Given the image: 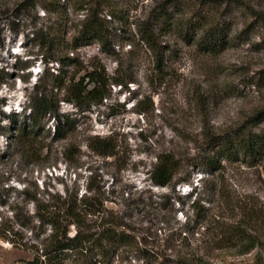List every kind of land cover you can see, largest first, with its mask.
<instances>
[{"label": "rangeland", "instance_id": "obj_1", "mask_svg": "<svg viewBox=\"0 0 264 264\" xmlns=\"http://www.w3.org/2000/svg\"><path fill=\"white\" fill-rule=\"evenodd\" d=\"M164 1L0 0V65L9 74L0 87V183L6 203L0 217L31 215L26 192L82 194L91 181L105 194L108 216L113 215L121 224L119 231L128 236V243L108 253L111 264H170L179 250L208 254L205 264H264V249L238 255L237 245L224 237L215 244L216 232H180L195 213L191 202L176 203L179 195L196 187L204 199L198 207L208 211L211 222L219 216L226 226L242 221L240 206L264 210V156L249 160L235 147L208 176L211 183L200 181L199 167L189 174L202 157L212 156L202 143L210 136L244 130L264 133V0H215L217 9L205 5L212 0H188L192 8L209 15L216 10L230 23L228 43L212 54L176 35L161 36L160 45L168 49L159 72L152 53L138 40L136 25ZM93 5L111 28L114 53H101L97 44L71 49L86 8ZM57 25L63 36L57 47L61 55L78 57L85 65L96 58L94 63L100 62L110 76L121 63L133 82L122 88L110 85L100 105L76 108L59 102L73 132L55 140L52 122L42 121L26 143L19 127L30 121L22 109L44 66L45 50L34 35ZM15 60L30 67L20 71ZM48 67L58 70L55 63ZM95 135L112 137L117 146L114 157L101 158L85 148L87 136ZM164 149L188 163L190 167L175 178H188V184H151L148 171L155 154ZM30 259L27 252L0 241V264H25Z\"/></svg>", "mask_w": 264, "mask_h": 264}, {"label": "trees", "instance_id": "obj_2", "mask_svg": "<svg viewBox=\"0 0 264 264\" xmlns=\"http://www.w3.org/2000/svg\"><path fill=\"white\" fill-rule=\"evenodd\" d=\"M205 5L215 9L219 7L215 0ZM214 12L209 15L208 11L192 8L188 0H166L152 11L147 20L136 25L139 42L153 55L154 70L162 72L164 68L167 46L160 45L161 36L176 35L184 42H193L197 49L206 53L215 54L225 49L230 23L218 16L216 10ZM62 38L59 25L54 29L40 30L34 35L38 47L45 50L41 56L44 66L42 74L32 86V93L26 98L27 105L22 109L24 114L28 112L26 119L30 121L19 127L21 139L26 143H29L28 139L36 133L42 121L52 122V137L55 140H64L73 132L72 121L60 112L59 102L76 108L100 105L109 95L110 85L122 88L133 82L128 70L126 72L121 69V63L117 64L113 76H110L100 62L94 63L96 58L94 62L85 65L78 57L61 55L57 47L63 43ZM111 41V28L102 18L98 7L93 5L86 8L79 30L72 38L71 49L97 44L101 53L111 54L114 53ZM52 63L58 66V70H54L56 73L48 67ZM15 64L20 71L30 67L27 62L15 60ZM8 75L5 67L0 65V87L6 84ZM261 114L264 115V111ZM261 118L263 121L264 116ZM202 143L211 151L212 156L202 157L201 162L191 166L189 174L199 167L197 171L203 175L200 181L204 185L212 182L208 176L220 169L223 155L230 154L235 147L249 160L264 156L263 132L244 130L235 135H213ZM84 145L101 158L116 155L117 146L111 136H87ZM68 154L69 147L64 149L63 157L67 158ZM187 165L173 150H160L155 154V163L148 171L149 180L158 188L168 187L172 183L174 187L188 184V178L175 179ZM99 190L90 181L82 194L46 192L43 196H29L27 192L24 193L27 203L33 206V213L13 214L11 219L0 217V241L27 252L31 259L25 264H111L108 253L118 245L128 243V236L119 231L121 224L118 220L113 215L108 216L111 212L105 207V194ZM203 191V195L206 194L205 189ZM182 199L191 202L195 217L186 222L179 229L180 232L191 235L199 231L216 232L215 244H219L224 237L237 245L238 255L249 254L256 248L264 249V210L240 206L242 221L226 226L219 216H215L216 219L211 222L208 211L198 207L204 199L196 187L179 195L176 203L183 206L185 202ZM5 204L0 183V207ZM24 232H29V236H24ZM206 256L208 254L179 250L169 263L205 264Z\"/></svg>", "mask_w": 264, "mask_h": 264}]
</instances>
